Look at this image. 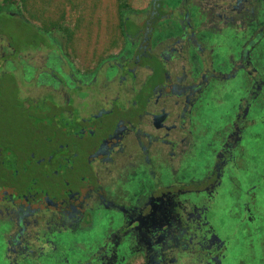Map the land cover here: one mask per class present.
<instances>
[{
  "label": "flooded vegetation",
  "instance_id": "1",
  "mask_svg": "<svg viewBox=\"0 0 264 264\" xmlns=\"http://www.w3.org/2000/svg\"><path fill=\"white\" fill-rule=\"evenodd\" d=\"M125 13L83 70L51 37L43 62L0 52L31 130L0 128V264L264 263V0Z\"/></svg>",
  "mask_w": 264,
  "mask_h": 264
},
{
  "label": "rangeland",
  "instance_id": "2",
  "mask_svg": "<svg viewBox=\"0 0 264 264\" xmlns=\"http://www.w3.org/2000/svg\"><path fill=\"white\" fill-rule=\"evenodd\" d=\"M147 1L149 0H0V7L9 4L11 9L19 10L31 21L10 16L5 11L0 12V52L12 53V57L19 59L27 54L29 56L25 58L34 57L36 62H43L52 50L49 48L47 34L35 29L34 24L38 28L49 30L52 35L50 37L61 42L67 58L76 69L83 70L120 47L123 39L119 24V3L139 8ZM38 45L40 47H36ZM67 73H70L69 67ZM27 79V75L20 73V95L38 94L36 89L39 88L29 84ZM0 81V128L5 131L9 129L8 132L3 131L5 136L8 134L9 142L26 146L31 140L30 123L21 106H18L23 102L21 97H16L11 72L8 75L0 72ZM258 143L259 149L264 151V136H261ZM259 199L264 213V187L260 190ZM220 222L228 229L233 225L230 219ZM244 247L245 243L239 239L234 246V253L239 254L242 249L244 251ZM255 250V257L247 260L249 262L254 259L255 264H258L261 257L259 250L262 249ZM262 256L264 260V252ZM232 262L236 264V261Z\"/></svg>",
  "mask_w": 264,
  "mask_h": 264
},
{
  "label": "trees",
  "instance_id": "3",
  "mask_svg": "<svg viewBox=\"0 0 264 264\" xmlns=\"http://www.w3.org/2000/svg\"><path fill=\"white\" fill-rule=\"evenodd\" d=\"M126 7H127L126 3H124V2H120L119 3V17H120V25H121V27L124 25V16L126 14L125 13ZM2 11H5L10 16H19V17H22L24 20H26L28 22H31L19 10L11 9L9 4L1 6L0 7V12H2ZM33 27L35 29H37L39 32H42L44 34L46 33L48 37L52 36L49 30H44V29L38 28L34 24H33Z\"/></svg>",
  "mask_w": 264,
  "mask_h": 264
}]
</instances>
